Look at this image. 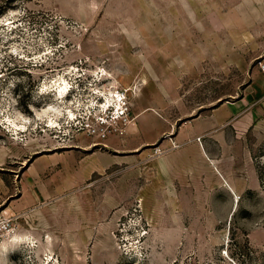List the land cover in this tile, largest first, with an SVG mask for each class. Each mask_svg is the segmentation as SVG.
Listing matches in <instances>:
<instances>
[{
	"label": "rangeland",
	"instance_id": "374dc122",
	"mask_svg": "<svg viewBox=\"0 0 264 264\" xmlns=\"http://www.w3.org/2000/svg\"><path fill=\"white\" fill-rule=\"evenodd\" d=\"M263 59L264 0H0V264H264L263 114L244 192L152 188L150 166Z\"/></svg>",
	"mask_w": 264,
	"mask_h": 264
},
{
	"label": "crops",
	"instance_id": "0c3cea01",
	"mask_svg": "<svg viewBox=\"0 0 264 264\" xmlns=\"http://www.w3.org/2000/svg\"><path fill=\"white\" fill-rule=\"evenodd\" d=\"M246 90L240 100L224 102L210 115L198 118L193 126L201 129L196 137L203 135L204 141L189 137L180 149L152 158V188L212 186L218 180L232 193L252 187L251 173L240 175L239 171L248 161L243 150L244 135L264 115V71L259 65L251 69ZM226 126L231 129L221 132ZM148 143L142 141L129 147L135 149ZM249 156L252 158L250 153Z\"/></svg>",
	"mask_w": 264,
	"mask_h": 264
},
{
	"label": "built area",
	"instance_id": "2783aa9c",
	"mask_svg": "<svg viewBox=\"0 0 264 264\" xmlns=\"http://www.w3.org/2000/svg\"><path fill=\"white\" fill-rule=\"evenodd\" d=\"M260 68L264 71V62L261 61L259 63ZM120 93V92H119ZM121 97L117 98V102H119L118 105H112L107 108L106 112L104 114H100L97 116L96 120L100 121L101 123H107L110 118H120L123 116H126L128 114L129 108H128V101L124 93L120 94ZM90 116H93V114H90L86 117V119L82 120L81 126L87 128H93L90 122H88L91 119ZM84 121V122H83ZM93 130H95L93 128ZM199 141H201V137L199 138ZM158 154L164 153V151H161L160 149H157L156 151ZM13 218L8 216L7 214H0V249L2 248L5 239L11 235L14 234V225L12 224Z\"/></svg>",
	"mask_w": 264,
	"mask_h": 264
},
{
	"label": "bare ground",
	"instance_id": "6f19581e",
	"mask_svg": "<svg viewBox=\"0 0 264 264\" xmlns=\"http://www.w3.org/2000/svg\"><path fill=\"white\" fill-rule=\"evenodd\" d=\"M58 90V89H57ZM68 90H69V87H68V85L67 84H65V85H62V86H60V88H59V90H58V92H59V95H60V97H65L66 95H68L67 93H68ZM57 92V93H58ZM117 105L119 104L117 101L115 102ZM115 103H110L109 105L107 104V102L105 103L107 106H111V105H113V104H115ZM115 104V105H116ZM69 115H71V114H69ZM74 118V117H73ZM48 122V127L49 128H57V127H59V124H58V122L56 121V120H54V119H51L50 118V120H48L47 121ZM16 126V125H15ZM26 126V125H25ZM25 126H17V129H20V130H25Z\"/></svg>",
	"mask_w": 264,
	"mask_h": 264
}]
</instances>
